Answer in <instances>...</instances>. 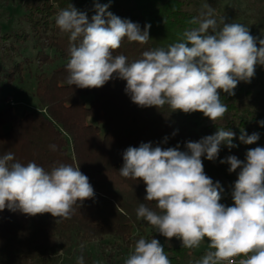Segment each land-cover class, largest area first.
Returning <instances> with one entry per match:
<instances>
[{
    "label": "clouds",
    "instance_id": "obj_1",
    "mask_svg": "<svg viewBox=\"0 0 264 264\" xmlns=\"http://www.w3.org/2000/svg\"><path fill=\"white\" fill-rule=\"evenodd\" d=\"M108 8V4L96 3L91 21L72 5L58 12L56 26L70 41L69 85L96 89L118 78L126 81L125 92L141 108L159 110L167 105L171 112H202L217 124L228 110L221 101V90L235 95L238 84L250 83L256 66H264V39L251 35L241 23L222 20L218 28L208 5L189 21L195 27L183 32L181 42L144 51L142 58L129 63L122 54L114 56V51L125 38L147 43L151 25L141 30L138 23L116 16ZM260 124L264 126V121ZM235 135L219 128L213 135L187 142L183 151L179 145L165 149L142 142L122 154L120 175L142 180L144 201L155 202V209L141 203L137 219L168 240L179 239L182 249H197L207 239L209 250L196 264H264V147L248 149L244 160L236 155L220 160L229 165V173L239 169L230 185L231 206L221 203L224 188L204 169L202 157L215 162L222 145L229 150L237 147ZM259 138V133L249 135L244 130L239 136L246 145ZM167 140L165 137L164 143ZM94 196L89 178L79 167L61 163L47 171L35 162L24 165L15 161L11 152L0 156V211L7 208L32 217L50 213L59 223L71 218L77 203L81 206ZM79 247L83 253L85 245ZM77 264H85L83 254ZM124 264L172 262L158 239L142 237Z\"/></svg>",
    "mask_w": 264,
    "mask_h": 264
},
{
    "label": "trees",
    "instance_id": "obj_2",
    "mask_svg": "<svg viewBox=\"0 0 264 264\" xmlns=\"http://www.w3.org/2000/svg\"><path fill=\"white\" fill-rule=\"evenodd\" d=\"M203 1L31 0L25 5V12L20 13L28 27L16 30L8 26L5 29L0 38L22 41L23 51L17 49L15 53L11 50L14 46L3 47L0 84L2 81L10 83L22 73L23 62L17 60L16 55L25 56L27 45L24 42L29 39L37 50L40 65H52L59 60L61 64L37 76L38 110L20 116L11 104L0 107V156L11 152L15 161L24 165L35 162L47 171L61 163L79 167L89 178L95 196L81 206L77 203L71 218L59 223L50 213L32 217L7 208L0 211V264H60L61 254L73 243L109 236L131 246L142 238L135 231L143 233L145 229L151 231L146 239H158L172 264H196L209 250L204 247L182 249L179 239L168 240L147 222L137 219L136 209L141 203L155 209V202L144 201L146 185L142 180L120 175L122 154L128 147H139L142 142L165 149L179 145V150L183 151L187 142H197L224 128L236 134L233 143L237 147L229 150L222 145L215 162L206 157L202 160L206 174L214 182L228 176L229 165L221 164L220 160L229 155L239 158V152L244 148L264 147V126L260 124L264 121V66L257 65L254 78L250 83L241 81L234 89L235 95L221 90V101L228 110L215 124L202 112H171L167 105L159 110L156 107L141 108L125 92L126 81L118 78L96 89L69 85L66 64L70 58V41L56 26L58 12L71 5L86 13L91 21L96 14V3L108 4V11L138 23L141 30L150 24L147 43L129 42L125 38L113 53L114 56H126L131 63L142 58L144 51L166 49L181 42L183 32L195 27L189 21L199 16L207 0L205 4ZM9 2L0 0V4ZM247 4L264 17V0H247ZM208 6L214 8L215 4L211 1ZM217 25L219 28L221 24L217 21ZM8 54L9 62L4 58ZM30 60L24 58L25 62ZM241 130L249 135L259 133L260 138L255 144H243L239 140ZM165 137L167 143H164ZM51 145L56 146L55 150ZM222 187L221 203L227 201L232 191Z\"/></svg>",
    "mask_w": 264,
    "mask_h": 264
},
{
    "label": "rangeland",
    "instance_id": "obj_3",
    "mask_svg": "<svg viewBox=\"0 0 264 264\" xmlns=\"http://www.w3.org/2000/svg\"><path fill=\"white\" fill-rule=\"evenodd\" d=\"M31 0H10L9 3L0 4V37L4 35V31L8 26H12L16 30H20L23 26H27L24 17H20V13L25 12L24 8ZM214 2L215 7L212 8L216 14V19L221 24L224 20L225 23H241L249 28L250 34L254 37L264 39V17L258 12L252 10L247 4V0H205L203 3L209 5L210 2ZM28 27V26H27ZM5 41L0 38V52L4 48L12 47L15 53L17 49L23 51V42ZM11 42V43H10ZM27 50L24 51L25 56L16 55L17 60L23 62V71L21 74H17L12 82L0 84V107L4 108L6 104L13 105L16 113L22 116L25 112L38 110L40 108V100L36 94L37 76L42 72H50L52 68L61 64V61H57L50 64L40 65L37 56V50L33 47V41L29 39L26 43ZM6 46V47H5ZM259 47V44H257ZM4 47V48H3ZM7 51V50H6ZM20 51V52H21ZM14 53V54H15ZM10 54V51H9ZM4 56L5 60L9 62V56ZM13 55V54H12ZM28 58L30 62H25L24 58ZM247 149L244 148L239 152V159L244 160ZM238 172L229 173L218 180L222 186L226 188L231 187L235 180L238 178ZM226 206L233 204L231 194L228 195L227 201L222 202ZM135 234L142 235L146 239L151 234L150 229H145L142 233L140 230L135 231ZM84 244L83 253H81L80 245ZM208 242L205 240L199 248H207ZM134 249V245L127 246L122 240L118 238H111L105 236L103 238H97L90 241H84L80 243H73L68 251H64L61 254L60 264H77V258L83 254L85 264H124L125 259L128 257L130 251ZM200 256L198 260L201 258ZM239 258H237L238 260Z\"/></svg>",
    "mask_w": 264,
    "mask_h": 264
}]
</instances>
